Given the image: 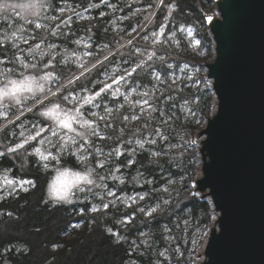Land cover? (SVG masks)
Here are the masks:
<instances>
[{
    "label": "trees",
    "instance_id": "1",
    "mask_svg": "<svg viewBox=\"0 0 264 264\" xmlns=\"http://www.w3.org/2000/svg\"><path fill=\"white\" fill-rule=\"evenodd\" d=\"M173 2L176 7L169 8L167 5ZM70 4L88 17L78 22L72 18L75 14L58 12L61 5L64 8ZM216 7L215 0H164L163 3L160 0H47L42 13L57 17L53 27L59 24L56 31L62 34L51 36L48 31L35 30L29 24L25 32L28 39L30 34L36 35V40L30 43L40 42L44 36L41 46L51 43L58 44L59 49L88 50L91 56L87 61L81 64L64 59V55L52 59V54L42 58L36 54L28 59L38 64V69H22L13 56L14 47L0 48V58L11 61L0 64V74L8 69H13L8 78L51 73L55 83L45 88L71 94L63 107L78 105L72 98L81 94L89 96L104 83H111L108 78L114 71L117 76H125L122 93L113 97L109 91L95 101L101 109L105 102L117 108L101 128V134L110 138L103 141L90 138L95 147L88 152L69 149L57 155V160L49 161L41 154L27 155L23 150L8 153L7 148L23 140L21 127L39 125L41 117L29 111V107L35 109L36 105L26 100L27 107L11 105L8 116L0 118V152L6 153L0 156V177L36 182L34 188L25 185L28 191H21L17 183L14 187L4 183L0 186V264L194 263L198 247L215 217L211 201L195 193L193 183L201 163L194 138L214 109V93L206 79L205 64L214 58V42L206 17L216 13ZM9 17L13 18V14L9 13ZM15 20L21 22L20 18ZM161 25L166 26V38L173 33L175 39L153 44L150 38L161 31ZM4 30H9L7 21L0 22V33ZM188 30L194 31L195 38L188 36ZM0 40L4 39L0 36ZM77 40L79 44L75 43ZM40 61L50 62L45 68ZM137 65L141 67L128 76ZM131 91L135 92L136 100L140 98L137 94L146 93L152 105L150 113L140 114L132 106ZM89 108L91 112L95 110L91 104L83 108L88 117ZM43 119L45 126H50V121ZM157 129L168 138L166 141L157 134ZM137 140L145 142L144 148L138 146ZM151 140L156 143H147ZM36 141L26 145L29 152L38 147ZM114 148L124 155L109 159L108 153ZM97 149H102L104 155L97 154L93 159ZM153 151L165 153L157 158L158 163L150 162ZM79 156H86L87 160ZM97 160L108 161L103 170H98L101 176H108L111 170L124 180L121 184L119 179L109 176L104 181L108 189L124 197L147 194L145 199L129 207L124 202L115 204L107 195L108 189L102 187L93 188L96 195L78 193L70 203L49 198L48 185L54 174L68 168L85 172L86 168H94ZM129 160L135 164L126 166ZM117 166L120 172H115ZM44 200L48 201L47 205ZM103 204H109V208L104 209ZM157 204L158 211L146 215ZM140 208L145 212L139 211ZM107 229L119 235H112Z\"/></svg>",
    "mask_w": 264,
    "mask_h": 264
},
{
    "label": "water",
    "instance_id": "2",
    "mask_svg": "<svg viewBox=\"0 0 264 264\" xmlns=\"http://www.w3.org/2000/svg\"><path fill=\"white\" fill-rule=\"evenodd\" d=\"M215 1L205 64L215 111L193 184L215 219L200 264H264V0Z\"/></svg>",
    "mask_w": 264,
    "mask_h": 264
},
{
    "label": "snow or ice",
    "instance_id": "3",
    "mask_svg": "<svg viewBox=\"0 0 264 264\" xmlns=\"http://www.w3.org/2000/svg\"><path fill=\"white\" fill-rule=\"evenodd\" d=\"M161 3L164 2V0H160ZM47 5V0H27L26 3H11L9 0H0V11L8 12L9 10L15 11L16 9H23L25 12H27L28 15L33 17L32 20H26V22L30 25L34 26L35 30H43V31H48L49 35L51 36H57L62 33H58L56 29L60 27L59 24H56L54 27L49 29V25L42 24L40 22H37L38 19H40V11L44 9ZM169 8L174 9L176 7L175 3L173 2L172 4L167 5ZM61 13H63L64 9L60 10ZM22 19H26L25 17H21ZM51 20L55 21L57 17L53 16L50 18ZM211 19V18H209ZM61 23H64V21H61ZM165 25H161V31L160 35H163V31ZM21 34L27 31V29L21 28L19 29ZM39 34V33H37ZM15 37V34H13ZM155 36L156 33H153ZM147 39V37H145ZM19 39L20 43L23 44H29V49H28V56H25L23 54V50L20 48V45L16 43V40ZM31 41L36 40V35L30 34L29 39H22V37H15L12 40H0V48L3 47H14L16 49V52L13 53L14 58L19 62L20 67L22 69H38V64H33L29 61L28 57L35 58L37 52L41 51V44L44 42L45 37L41 36L40 42H35V43H30ZM75 43L79 44L80 41L77 40ZM179 43V42H177ZM197 43H199L197 41ZM50 48H54V45H49ZM45 55H49L48 53H45ZM88 55H91V52L88 53ZM155 55V53H153ZM152 57L150 56L149 59ZM52 59H55V57H52ZM50 61H40L44 65L45 68H47L48 63ZM11 63V61L7 60V58H0V64H7ZM83 67V66H81ZM141 67V65H137L136 68L132 69V72L127 73L128 76H131L137 68ZM169 67H172L169 65ZM13 73V69H8L7 72L4 73L5 76H9ZM23 75V73H21ZM52 79V82L55 83L56 78H52L51 73H46L45 75H29L25 77L21 82H17L15 80H9V84L11 87H5L3 89H0V108H3V112H0V115H6L8 112V109L4 108L3 105V100L4 98H8L10 103L12 104L13 107H19L20 105L28 106L27 103H25L26 100H29L32 104L36 105V108L33 109L29 107L30 112H35L38 116L41 117V122L38 126H34L33 133L29 138H25L21 140L19 143H15L14 147H9L7 148L8 153H16L18 150H23L27 155H33V153L40 154L41 149L38 147H33V151L29 152L28 148L26 145L30 144V141H36L38 138H43L47 132H51L53 137H57L58 140H62L63 137L60 136V133L56 131L53 127L48 126L45 127V121L44 117H53V119L56 122V125L62 129L66 130V132H71L75 133V136L79 138V142L76 139L72 140V143L77 144L78 150H81L83 152H88L90 149L95 147V143L93 140L90 138L92 137H98L100 140H106L109 139L110 137L101 135L97 129L99 125L88 118H83V121L81 123V118L84 117V111L82 106L81 108H74L73 110L70 111H75L76 115H71L68 112H65L63 115L60 113V109L62 108L63 105H66L67 102L71 99V94L65 95L63 92H53L51 88L46 89L43 83H40L41 80L47 81L49 79ZM58 78V77H57ZM125 79L124 75L117 76L115 78H112L111 83H104L102 87H99L97 90H93L91 94L87 97H84L87 104H91L93 107L96 106L95 101L100 98L104 93L111 91V94L113 97H116L120 94V89L119 87H114L115 85H119L121 81ZM82 90L87 91V89L83 88ZM28 92L30 96L26 97L24 100H22L19 96V92ZM49 93H51V96H49ZM54 97V98H53ZM59 101L57 103L56 101ZM137 103H140L137 101ZM144 103H147V101H144ZM51 105V107H49ZM89 114L92 116H95L96 114L91 112V109L89 108ZM106 111H108L106 109ZM98 119H103V117H99ZM125 120L128 119V117H124ZM74 122L76 124L80 125V128L74 127ZM166 123V122H165ZM110 126V125H108ZM157 134L160 135L162 140H167L168 138L164 136L159 129H157ZM21 136H23V133H21ZM88 137L89 139H86ZM48 143H52L51 140L48 141ZM131 143V142H129ZM136 143L140 148H144L145 142L137 140ZM147 143L155 144V140L147 141ZM58 144H53V147H58ZM60 151H64V147L60 146ZM135 152V149L132 150ZM5 152H0V156L5 155ZM103 156L104 153L102 149H97L96 153H93V159L96 158V155ZM113 155H115L117 158L122 157L124 153L119 150V148H114L108 153V158L110 159ZM152 160L150 162L152 163H158V159L162 156L165 155L163 151H153L150 153ZM48 157H51L52 160H57L58 158L56 156H53L51 152L48 153ZM48 157H43V159H48ZM87 157L84 156L82 157V160L86 161ZM108 161L107 160H97L95 167L94 168H86L84 174L76 173L74 174V179L71 182H67L63 179V177H66L68 173H62L60 177L57 178L56 183H54L50 190H49V197L55 196L58 198L59 201L71 202V197L69 196V191L73 185L76 186L77 192L78 193H92L93 195H96V193L92 192L93 188L96 187H102L105 189H108L107 184L104 183L106 179L111 177V179L116 180L119 179L120 183L123 184L124 180L120 179L116 175L112 173L111 170H109V175L108 176H101L99 174L98 170H103L105 168V165ZM135 164V161L129 160L127 162L126 166H132ZM48 165L45 164L44 168L47 169ZM7 171V170H6ZM121 168L119 166L115 167V172H120ZM4 183L12 186L16 183L19 184V188L21 191H28L29 188H26L25 185H28L31 188H34L36 186L35 180L31 179H24L20 180L19 182H16L11 179H7L6 177L3 178ZM99 181L100 183H97ZM147 183H151V181H147ZM13 190H15L13 188ZM167 189H165L166 191ZM11 194V193H10ZM72 195H76V193H73ZM108 196H115L116 193L108 189L107 191ZM145 195H140L139 199L143 200L145 199ZM133 201L135 202V197H132ZM45 205L48 204L47 200L42 201ZM164 203H167V201H164ZM104 209L109 208V204H103ZM160 208V205L157 204L155 207H152L150 210L146 211V215L152 216L154 213L158 211ZM92 211H98L97 208H92ZM139 211L145 212L144 208H140ZM9 216L12 215V213H8ZM107 231L112 234V235H119V233H113L112 229H107ZM119 242V241H117Z\"/></svg>",
    "mask_w": 264,
    "mask_h": 264
},
{
    "label": "rangeland",
    "instance_id": "4",
    "mask_svg": "<svg viewBox=\"0 0 264 264\" xmlns=\"http://www.w3.org/2000/svg\"><path fill=\"white\" fill-rule=\"evenodd\" d=\"M11 3H16V2H11ZM23 3H26V2H23ZM61 6L62 7H60L58 9L59 13H61V11H60L61 9H64L63 13H61V14H67V15L75 14V18L74 17H72V18L76 19V21H78V22H80V21H82V20H84V19H86L88 17L86 12L79 13V10H77L72 4L68 5L67 7L64 5L65 6L64 8H63V5H61ZM216 11H217V7H216ZM40 12L42 13V10ZM9 13L13 14V18L9 17ZM41 13H40V16H41ZM42 15L43 16H41L40 19H38L37 22L49 25V29H51L53 27V23L56 20L55 21L51 20L50 19L51 16L45 14V12L42 13ZM21 17H25L26 19H22ZM212 17H214V18L219 17L218 11L216 13L207 15L206 19H207L208 23L210 21L209 18H212ZM15 18L16 19L20 18L21 22L18 23L15 20ZM32 19H33V17L28 15L27 12H25V10H23V9H16L15 11L9 10L8 12L0 11V22L1 21H7L8 22V28H9V30H4V31H2L0 33L1 38L4 39V40H5V38H7V40H12L15 37H22V39H28V36L25 34V32L23 34H21L19 29L24 28V29H27V31H28L29 24L26 22V20H32ZM69 23H70V18L68 19V24ZM71 26H73V25H71ZM159 33H160V31L157 32L155 36L152 35V37L150 38L152 40L153 44H161V43L165 42L167 38L172 39V40L175 39V35L173 33H169L167 35V38L165 36V31H163V35H160ZM13 34H15V37H14ZM187 34H188L189 37L195 38L194 31H192V30L189 31L188 30ZM16 43H18L20 45V48L23 50V54L25 56H28V49H29L28 45L20 43L19 39L16 40ZM49 45H54L55 47L54 48H50ZM196 46H199V43L196 42ZM85 48H88V47L85 46ZM45 53L52 54V56L55 57V58H56L57 55L58 56L59 55H64L65 56L64 59H68V58L74 59V60L80 62L81 64L86 62L87 59L89 58V56H91V55H88V53H89L88 50H73V51H71V50L67 49L66 47H61L59 49V45L58 44H51V43H48L47 45H42L41 46V51L37 52V54L40 56V58L44 57ZM5 72H7V71H5ZM5 72H2V74H0V89L5 88L6 86L10 88L11 85L9 84V80H15V81H17L19 83L25 77L29 76V75H26V76L21 77V78H8L7 76L4 75ZM111 74H112V76H110L108 78V80H112V78L117 77L116 71H114ZM206 79H207V77H206ZM51 82H52L51 78L49 80H47V81H43V80L40 81V83H43L44 86L50 84ZM115 87H119V89H121L122 81H121V83L119 85H115ZM120 93H122L121 90H120ZM134 95H135V92L131 91L129 93V102L132 104V106L134 108H138L140 114H148V113H150L152 105L150 103V100L146 97L147 96L146 93H141V95L137 94L138 96H140V98L138 100H136L134 98ZM18 96L22 100H24L26 97L30 96V94L28 92L22 91V92L18 93ZM84 97H87V95L81 94V95L76 96L75 98H72V100L78 101L79 104L78 105H73L71 107H63L62 106V108L60 109L61 115H63L65 112H68L71 115H76L75 111H70V110H73L74 108H81L82 106H84V109H85L88 104L86 105V101H85V99H83ZM137 101H139L140 103H137ZM144 101H147V103H144ZM3 105H4V108L8 109V112L6 113V115H0V118L8 116L9 108H10V106L12 104L10 103L8 98H4ZM22 105H20L19 107H22ZM78 106H81V107H78ZM99 106L100 105L95 106L94 107L95 110L92 111L93 113L96 114L95 116H92V115L89 114V117H88V115H84V117L81 118V123L83 121V118H88V119H91V120L95 121L99 125L97 131L101 134V128L106 126L105 123H106L107 117L109 115H112L115 112L117 107L114 106V105H111V103H109V102H105L104 103V106H103L104 108L102 107L103 109H101V107H99ZM106 109L108 111H106ZM3 110H4L3 108H0V112H3ZM213 111H215V107H214ZM88 113H89V111H88ZM99 117H103V119H98ZM45 118L50 121V126L53 127L56 131H58L60 133V136L63 137V139L62 140H58L57 137H53L52 136L51 132H47V134L42 139L38 138L36 142L38 144V148L41 149V153L40 154L43 157H48V153L49 152H51L53 156L57 157V155L62 154L63 152H65V151H67L69 149H75L77 152L78 151L79 152H83L81 150H78L77 144L72 143L73 139H76L79 142V138L75 136V133L66 132V130L60 129L56 125V122L53 119V117H45ZM34 126H38V125L37 124H32L29 127H21V133H23V139H25V138H29L30 139L31 134H34L33 133ZM73 126L78 128V129L80 128V125L76 124L75 122H74ZM45 127H48V126H45ZM86 139H88V137H86ZM194 139H195L196 147L198 148V151H199L200 148H201L200 130L197 132V134H196ZM49 140H51L52 143H48ZM53 144H58L59 146L58 147H53ZM60 146L64 147V151L63 152L60 151ZM79 158L82 160L81 156H79ZM200 159H201V156H200ZM49 160H51V157H48V159H45V161H49ZM65 172L68 173V175L66 177H63V179L65 181H67V182H71L74 179V174H76V173L84 174V172L76 171V170L69 169V168L68 169H62V170L58 171L56 174L53 175V177L50 180V183L48 185V192H49L51 186L54 183H56L57 178L60 177L61 174L65 173ZM201 175H202V171H201V167H200L199 171H198V177L197 178H199ZM3 178L4 177H0V180H1L0 181V186H2V184L4 183ZM17 185H19V184L17 183ZM14 186H15V184L12 185V187H14ZM194 187H195V189H197V185H194ZM73 193L78 194L75 185H73L71 187L70 191H69V196L71 197V201H73V197H74V195H72ZM195 193L200 194L201 196L204 195V193H200L197 190L195 191ZM139 196L140 195H138V196L132 195V196L124 197V196L115 195V196H109V198L115 204H122L124 202L125 203L124 205L129 207V206L137 203L140 200ZM132 197H135V202L133 201ZM50 199L58 200V198H56L55 196L51 197ZM214 219H215V217H214ZM64 221H67V220L64 218ZM126 221L129 222L128 220H126ZM213 223H214V221H213ZM213 223L210 226V230H209L207 236L204 238V240L202 241V243L198 247L197 253H196L195 257H194V263L193 264H200L202 262V259H203L204 255H205L204 254V250H205L206 242H207V239L209 237L210 231H211V229L213 227ZM77 229H79V228H77Z\"/></svg>",
    "mask_w": 264,
    "mask_h": 264
},
{
    "label": "bare ground",
    "instance_id": "5",
    "mask_svg": "<svg viewBox=\"0 0 264 264\" xmlns=\"http://www.w3.org/2000/svg\"><path fill=\"white\" fill-rule=\"evenodd\" d=\"M212 18H214V17H212ZM209 23H211V20L209 21Z\"/></svg>",
    "mask_w": 264,
    "mask_h": 264
}]
</instances>
